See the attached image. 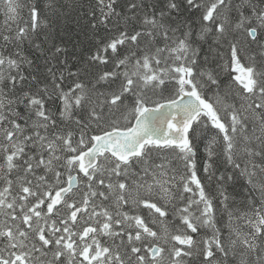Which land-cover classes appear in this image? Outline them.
Instances as JSON below:
<instances>
[{
	"label": "snow or ice",
	"instance_id": "obj_1",
	"mask_svg": "<svg viewBox=\"0 0 264 264\" xmlns=\"http://www.w3.org/2000/svg\"><path fill=\"white\" fill-rule=\"evenodd\" d=\"M0 264H264V0H0Z\"/></svg>",
	"mask_w": 264,
	"mask_h": 264
}]
</instances>
